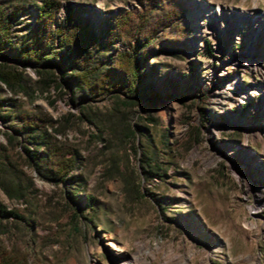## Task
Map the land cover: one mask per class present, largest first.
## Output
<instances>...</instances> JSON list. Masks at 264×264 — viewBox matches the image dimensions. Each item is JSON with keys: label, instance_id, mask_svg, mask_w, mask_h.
Wrapping results in <instances>:
<instances>
[{"label": "rangeland", "instance_id": "374dc122", "mask_svg": "<svg viewBox=\"0 0 264 264\" xmlns=\"http://www.w3.org/2000/svg\"><path fill=\"white\" fill-rule=\"evenodd\" d=\"M43 1H28L13 26L14 47L0 62L15 64ZM58 1L55 27L70 10L102 35L111 18L131 13L123 37L95 49L105 71L127 69L137 32L177 5ZM178 1L185 16L176 27L148 31L157 39L138 63L141 95L134 106H117L111 92L91 102L105 132L77 121L87 102L76 100L73 83L42 92L28 66L22 67L28 95L0 85L1 98L62 123L57 141L81 155L73 183H49L19 166L16 181L33 182L26 197L12 200L0 188V264H264V0ZM59 45L56 35L61 76L72 68ZM129 79L128 87L135 86ZM16 124L0 121V152ZM131 124L143 134L135 146L127 137ZM144 145L159 153L161 177L142 172Z\"/></svg>", "mask_w": 264, "mask_h": 264}, {"label": "trees", "instance_id": "16d2710c", "mask_svg": "<svg viewBox=\"0 0 264 264\" xmlns=\"http://www.w3.org/2000/svg\"><path fill=\"white\" fill-rule=\"evenodd\" d=\"M28 1L0 0V58L10 53L14 47L11 38L13 26L24 14ZM174 2H177V5L174 4L173 10L169 8L164 11L163 20L154 25L144 24V28L137 32L135 48L128 56V68L115 67V71H105L103 63L95 57V49L100 42L103 47H107L123 37V30L131 13L111 18L109 29L102 35L85 22L77 20L70 10L65 22L55 27L63 5L58 0H44L38 7L36 31L31 35L30 42L21 45L18 56L15 57V64L0 62V85L6 86L15 96L20 93L28 95L23 70L28 66L35 69L39 78L37 85L42 92L53 88L60 91L68 83H73L76 100L87 102L76 116L77 121L96 126L101 132H105L107 125L100 118L101 111L91 102L104 93L111 92L117 99V106H122V109L128 111L134 106L133 99L138 94L141 95L138 63L150 56L155 48L154 41L157 38L151 34L158 30L166 32L169 26L176 27L179 20L185 16L183 5L178 0ZM150 29L152 33L149 34ZM183 33H186L185 29ZM56 35L60 36V49L67 50L68 62L72 68V73L61 76H58L56 71L60 67L55 61ZM119 71L123 73L120 79L115 74ZM129 75V80L135 83V86L131 84L130 88L127 85ZM14 118L17 124L9 127L10 131L4 134L8 144L2 145L0 152V188L4 193L12 200H22L33 186L32 181L30 184L16 181L18 175L15 171H18L19 166H27L41 180L49 183H73L81 155L78 151L69 153L57 141L56 136L65 132L63 124L54 122L45 113L25 111L15 98L6 100L0 97V121L12 122ZM139 134H142L139 125L131 124L127 129L130 144L135 146L138 143ZM159 156L154 147L144 145L143 156L139 159L142 172L148 176L161 177L163 169Z\"/></svg>", "mask_w": 264, "mask_h": 264}, {"label": "bare ground", "instance_id": "6f19581e", "mask_svg": "<svg viewBox=\"0 0 264 264\" xmlns=\"http://www.w3.org/2000/svg\"><path fill=\"white\" fill-rule=\"evenodd\" d=\"M109 246H110L113 250H115V251H119V250H120V249L118 248V246H117L116 244H114V243H110Z\"/></svg>", "mask_w": 264, "mask_h": 264}]
</instances>
